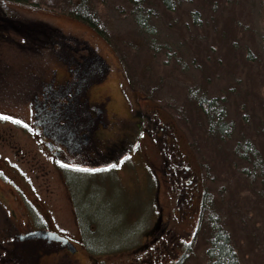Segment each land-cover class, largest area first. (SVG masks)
Instances as JSON below:
<instances>
[{"label": "rangeland", "instance_id": "1", "mask_svg": "<svg viewBox=\"0 0 264 264\" xmlns=\"http://www.w3.org/2000/svg\"><path fill=\"white\" fill-rule=\"evenodd\" d=\"M95 1L88 0L92 9ZM150 1L137 9L131 0H101L102 8L96 13L102 26L98 32L61 10L66 0H0V264H12V256L17 255L11 250L12 235L35 227L65 235L75 247L70 252L45 240L40 251L29 241L27 251L38 254L35 264H170L183 252L181 242L196 234L199 192L206 203L211 199L210 208L219 213L231 234L239 264H264L263 190L259 180H253L258 170L242 162L236 151L239 140H256L263 147L259 151L264 163V0H232L223 10L221 3L210 9V0L200 8L195 24L188 11L199 8V0H172L176 3L172 13ZM6 18L16 23H7ZM18 19L43 21L53 32L83 40L108 63L107 75L90 88L89 95L92 102H103L100 120L109 119L99 137L104 144L117 143L129 155L116 167L102 169L100 179L93 176L98 191L86 206L107 216L113 234L135 240L129 246L119 239L111 252L92 253L85 248L72 195L59 169L61 162L79 159L62 153L54 161L31 124V101L39 94L40 77L50 78L54 67L57 80L64 79L66 72L56 63L60 61L48 58L50 47L36 41L33 26H27L29 31L8 27L16 28ZM224 25L228 26L226 42L217 38ZM210 47L221 54H208ZM195 53L208 55V62L200 67ZM212 55H218L216 61ZM199 96L223 98L217 111L224 113L231 131L227 136L212 140L204 136L202 121H197L204 118L195 109ZM152 121L177 137L181 153L199 180L185 221L166 222L173 183L160 172L157 145L162 138L154 137L157 130ZM200 135L204 137L199 139ZM164 142L178 147L176 138L168 134ZM97 151L89 150L87 156L104 150L97 147ZM223 154L230 166L220 164ZM115 158V154L97 157L103 164ZM69 177L76 174L71 172ZM243 193L253 200L258 196L257 205L235 199ZM197 236L184 264H207L205 234ZM25 252L21 250L23 259Z\"/></svg>", "mask_w": 264, "mask_h": 264}, {"label": "flooded vegetation", "instance_id": "2", "mask_svg": "<svg viewBox=\"0 0 264 264\" xmlns=\"http://www.w3.org/2000/svg\"><path fill=\"white\" fill-rule=\"evenodd\" d=\"M44 23L47 25L46 28L41 32L38 31L35 39L45 44L46 47H50L51 53L48 58L51 59L53 57L62 63L56 62L62 66L63 71L66 72V77L57 80V70L55 67L52 69L53 75L50 78L43 79L44 75L40 77L41 81L39 85L41 86L39 94H34L31 101V106L33 107L31 124L37 129V133L42 139V144L52 154L54 161H57L56 159L60 158L62 153L73 155L79 159V162L74 163L69 161L71 163H66L65 166L69 168L68 171L75 173L76 177L80 180H67L66 175L67 181L63 176V183L69 193L71 192L72 199H74L71 191L72 185H78V193L79 191L80 193L76 192L77 197L78 199L82 198L88 205L90 200L95 199V189L91 185H86L83 178L95 180L93 176L100 177L99 174L102 169L117 165V163H120L122 159L129 155V151L122 152L116 142V145L112 142L103 143L99 134L101 130L106 128L105 123L109 119L106 116V120H103L104 123L100 120V106L102 107L103 102H101V99L97 102H92L91 95H89L90 88L107 75L109 67L103 58H98L93 51H90L85 41L78 40L74 36L61 32H53V27L46 22ZM91 57H97L99 60L93 61L90 59ZM43 67L45 74L46 68L45 66ZM124 74L127 75L126 72ZM103 109L105 108L103 107ZM49 111H52L54 115L51 116L52 123L51 121L45 122L43 119V113ZM144 115L147 117V122H150L149 113L145 112ZM152 124L155 125L157 130V134H154V137L159 136V138H162L161 141H158L159 145H157V152L161 154L160 172L167 174V177L173 183L170 189L174 191V194L172 193L171 202L167 201L166 222L185 221L191 212V199L197 193V189L194 190L193 187L197 186L199 180L190 169L189 163L186 161L187 157L184 153H181L178 139L172 134L173 132L169 130L168 132L165 131V127L162 125L156 126L155 121H152ZM55 127H64V130L58 132L54 130ZM165 134H168L174 140L176 138L178 147L175 144H170V146L165 145ZM97 147L104 151L96 154L98 153ZM89 150L96 153L87 156L89 155ZM113 154L116 155V158L111 161L106 160L104 164L97 159L99 156L108 157ZM73 156H69V158L73 159ZM62 165L61 162L60 166ZM60 172L62 173V171ZM199 195L194 229L198 225L201 212L202 195L200 192ZM159 217H162V215L160 214ZM34 227L31 226L30 228ZM36 228L40 227H35L34 229ZM15 235H12V240L15 239ZM32 241L42 251L41 249L44 247L40 248V246L43 245L45 240L33 239ZM55 246L57 248H65L59 242Z\"/></svg>", "mask_w": 264, "mask_h": 264}, {"label": "trees", "instance_id": "3", "mask_svg": "<svg viewBox=\"0 0 264 264\" xmlns=\"http://www.w3.org/2000/svg\"><path fill=\"white\" fill-rule=\"evenodd\" d=\"M15 1H21V2H32L33 0H15ZM135 3V7L137 9H140L143 3L151 4L150 0H131ZM190 1V0H187ZM64 2V1H63ZM210 0H199V8L193 10L189 9L188 11V18L191 20L192 23L197 22V14L200 11V8H202L203 4H208ZM232 0H212L210 9H214L216 7H219L218 5L221 3V10L225 8H229V3H231ZM38 3V1L36 2ZM69 3H72L71 6ZM155 3L158 5H163L165 7L166 13H172L175 11L176 3L172 0H155ZM102 8L101 0H96L92 7L88 3V0H66V6L62 4L63 11L69 12L70 14L84 20L85 22L89 23L93 27H95L98 32H101L102 26L99 23V19L97 17L98 8ZM209 7V6H208ZM100 8V9H101ZM151 10V9H149ZM148 11V10H146ZM12 18H6V22L10 23L12 22ZM20 24L15 25V27L8 26L9 28H14L15 30H20L23 27L28 30L29 28L27 26H33L35 31L38 33L41 32L46 28V24L42 21H31V20H21ZM199 20V19H198ZM15 22V21H14ZM16 23V22H15ZM21 26V27H20ZM228 26L224 25L221 27V30L218 32L217 38L221 41H227L228 33H227ZM21 31V30H20ZM29 31V30H28ZM221 54L219 50H214L212 47H210L208 54ZM196 54V53H195ZM94 55V54H93ZM213 58H218V55H212ZM195 60H198V63L200 64V67L203 66L202 62H204V65L208 62V55L202 56L201 54L197 53L195 55ZM217 63H220V60H217ZM128 70V69H127ZM127 73V71H126ZM128 74V73H127ZM205 74V73H204ZM128 76V75H127ZM223 99V98H220ZM218 96H214L210 99H205L204 96H199L195 100V109L200 112L202 115L201 117L204 118V120H201V118H198L197 121L201 122V130L204 136H206L209 139H214L217 137L223 138L224 136H227V133H230L231 131L228 130V125L225 122L224 113L222 111H217L218 104L220 103V100ZM195 109L193 110L194 117L197 116V113L195 112ZM188 116V115H186ZM192 118L190 117V120ZM194 120V118H193ZM183 123H185V119H181ZM194 123V121H193ZM202 135L199 136V139L204 137ZM193 139L196 141V139L193 137ZM256 141V140H255ZM251 140L250 138H246L243 141L239 140L237 142L236 151L238 152L239 159L246 163L251 164L254 170H258V173H256L253 176V180H259V183L261 184V188L263 190L262 194L264 195V163L262 162V158L260 155L262 146H259L257 141ZM215 149H213L214 153ZM212 153V154H213ZM225 154V153H224ZM223 154V155H224ZM220 164H228L229 166L231 163H227V156L224 155V158L221 160ZM60 171H62L63 176L66 180L71 181H78L80 180L78 177L70 178L71 171H68L69 168L65 165L59 166ZM246 174H249L246 172ZM100 177L102 175V171L99 174ZM99 177V179H100ZM85 179V180H84ZM66 180V181H67ZM84 183L86 185H91L95 189V193L97 195V189L94 186L96 180L89 179V178H83ZM78 185H72L71 191L74 195L73 199V207L74 211L76 212V218L78 219V224L80 228V235H82L83 242L85 244V248L92 252V253H107L111 252L113 248H116L119 246V239H122L126 246H129L133 243L135 240L125 237L122 235L113 234L110 231L111 227V221L108 220L107 216L101 215L100 213H93L89 210V208L86 206L85 201H83L82 198L78 199L76 192L78 193ZM75 190V191H74ZM100 191V190H99ZM80 193V191H79ZM78 193V194H79ZM204 195V193H203ZM236 200H249L253 205H257L259 201V197L257 196V200H253L251 195H244L241 194L239 197L235 198ZM93 201V200H92ZM212 206L211 199H207V203L204 201V197L202 196V203H201V212H200V218L197 225L196 234L192 237H190L187 241L181 242V246L183 249V252L175 258L173 262L170 264H184L187 255L192 253V244H194V239H196L198 236V233L205 234L204 240H205V255L207 257V264H239L237 251L234 248L233 241H231V234L226 230L224 227V224L220 221V215L218 212H215L214 208ZM100 216H104L105 218H100ZM110 219V218H109ZM142 222V221H141ZM246 234V237L249 239L252 238V235L249 233ZM103 239H107L109 242H103L100 243ZM32 240H17L14 239V245L11 250H14L17 252V255L12 256V264H35V261L37 259L38 254L36 253L31 254L27 251V242ZM90 243H89V242ZM99 243H98V242ZM18 242H21L20 244H17ZM24 243V245H22ZM106 243V246H104ZM33 244V243H32ZM18 245V249L16 246ZM22 245V247H21ZM21 250L26 251L25 252V258L23 259V255L21 254Z\"/></svg>", "mask_w": 264, "mask_h": 264}, {"label": "water", "instance_id": "4", "mask_svg": "<svg viewBox=\"0 0 264 264\" xmlns=\"http://www.w3.org/2000/svg\"><path fill=\"white\" fill-rule=\"evenodd\" d=\"M97 57H91L90 59L93 61L99 60L98 59L99 57L98 58ZM51 116H52V113L50 111L43 113L44 121L45 122L51 121L52 123ZM38 124H40V122H38ZM54 130L60 132L64 130V127H55ZM14 238L17 240L42 239V240H47V241L59 242L61 243L63 247L68 249L70 252L75 251L74 245L69 241V239L66 236L60 235L58 232L50 230V229H33V230H29L24 233H18L14 236ZM34 246L37 248L35 244Z\"/></svg>", "mask_w": 264, "mask_h": 264}, {"label": "snow or ice", "instance_id": "5", "mask_svg": "<svg viewBox=\"0 0 264 264\" xmlns=\"http://www.w3.org/2000/svg\"><path fill=\"white\" fill-rule=\"evenodd\" d=\"M16 123H19V121H16ZM112 167H116V165H113ZM85 171H87V169H85Z\"/></svg>", "mask_w": 264, "mask_h": 264}]
</instances>
